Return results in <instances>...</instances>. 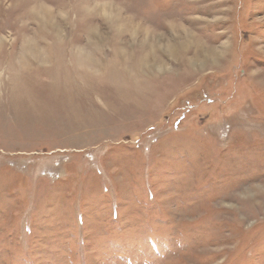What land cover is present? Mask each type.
<instances>
[{"label": "rangeland", "instance_id": "374dc122", "mask_svg": "<svg viewBox=\"0 0 264 264\" xmlns=\"http://www.w3.org/2000/svg\"><path fill=\"white\" fill-rule=\"evenodd\" d=\"M0 264H264V0H0Z\"/></svg>", "mask_w": 264, "mask_h": 264}, {"label": "bare ground", "instance_id": "6f19581e", "mask_svg": "<svg viewBox=\"0 0 264 264\" xmlns=\"http://www.w3.org/2000/svg\"><path fill=\"white\" fill-rule=\"evenodd\" d=\"M116 18H117V17H116ZM117 21H118V20H117ZM112 24H113V23H112ZM114 24H115V22H114ZM119 29H120V28H119ZM182 29H183V32H184V33H183V36H184V37H185V36H186V37H187V36H192V34H191V35H190V34H189V35H186V34H185V28L182 27ZM117 30H118V29H117ZM118 31H120V30H118ZM188 32H189V31H188ZM210 52H211V51H210V47L207 46V45H205V51H204V53H205V54H209Z\"/></svg>", "mask_w": 264, "mask_h": 264}]
</instances>
